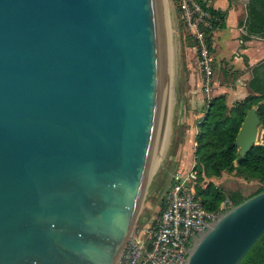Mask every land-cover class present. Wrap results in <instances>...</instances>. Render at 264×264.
Segmentation results:
<instances>
[{"label": "water", "instance_id": "obj_1", "mask_svg": "<svg viewBox=\"0 0 264 264\" xmlns=\"http://www.w3.org/2000/svg\"><path fill=\"white\" fill-rule=\"evenodd\" d=\"M175 43L172 0H0V264H118L169 139ZM261 126L253 107L240 157ZM263 235L264 191L183 264H240Z\"/></svg>", "mask_w": 264, "mask_h": 264}, {"label": "trees", "instance_id": "obj_2", "mask_svg": "<svg viewBox=\"0 0 264 264\" xmlns=\"http://www.w3.org/2000/svg\"><path fill=\"white\" fill-rule=\"evenodd\" d=\"M177 1L181 14L180 3L179 0ZM200 2L203 6L206 5L204 1ZM241 25L244 31H248L247 35H243L244 40L264 39V0H250L247 6V19ZM211 32L212 30H207L209 48L212 52ZM251 74L252 78L248 82L251 95L236 102L232 107L228 106L225 95L214 97L198 125L199 134L195 139L194 154L195 170L198 173L196 198L208 212L219 213L223 203L230 202L231 206L239 205L247 198L240 191L225 190L211 181L222 177L225 173L262 183L263 186L251 196L264 191V133L263 145L255 146L243 158L240 157L239 148L235 143L247 112L256 105L259 106L258 114L264 129V62L252 68ZM165 207L166 203L159 218ZM240 264H264V235Z\"/></svg>", "mask_w": 264, "mask_h": 264}, {"label": "rangeland", "instance_id": "obj_3", "mask_svg": "<svg viewBox=\"0 0 264 264\" xmlns=\"http://www.w3.org/2000/svg\"><path fill=\"white\" fill-rule=\"evenodd\" d=\"M172 4L176 22L177 72L174 94L176 105L161 164L157 171L148 178L147 191L135 216L132 230L140 223L141 225L152 224L159 218V214L166 203L173 174L191 167V154L193 150L195 154V139L199 132L195 135V130L191 131L192 128L188 125V120L190 117H194L193 126L196 127L199 120L197 117L200 114L205 115L209 102L214 98L213 84L209 88L210 91H207L203 69L200 65V46L182 20V12L180 14L178 10V1L172 0ZM213 51L212 55L214 56ZM247 71V69L241 70L235 66H229L228 63L220 67L214 60V84L226 86L229 92L236 91L238 88H245L248 86V80L245 78ZM247 97H244L243 100ZM235 103L231 105L229 103L228 106L232 107ZM258 107V105L255 106L257 109ZM263 133L264 129L261 126L259 128L260 143H262ZM226 176L228 178L224 181L226 187L237 189L248 196L263 186L256 180H246L230 174Z\"/></svg>", "mask_w": 264, "mask_h": 264}, {"label": "built area", "instance_id": "obj_4", "mask_svg": "<svg viewBox=\"0 0 264 264\" xmlns=\"http://www.w3.org/2000/svg\"><path fill=\"white\" fill-rule=\"evenodd\" d=\"M182 20L200 46V65L207 91L213 84L214 58L207 30L220 19L200 0H179ZM198 173L195 168L173 174L160 218L132 230L118 264H183L193 235L205 230L218 214L231 206L225 202L219 213L206 211L196 198Z\"/></svg>", "mask_w": 264, "mask_h": 264}, {"label": "crops", "instance_id": "obj_5", "mask_svg": "<svg viewBox=\"0 0 264 264\" xmlns=\"http://www.w3.org/2000/svg\"><path fill=\"white\" fill-rule=\"evenodd\" d=\"M201 1V0H200ZM213 13L220 19V22L215 25L211 32L212 46L214 53V60L221 67L226 63L229 66H235L237 69H247L245 78L249 80L252 78L251 70L255 66L264 62V39L252 38L250 40H244L243 35H247L244 31L242 22L247 19V0H202ZM223 26V27H221ZM214 97L226 95L227 104L230 105L243 100L244 97L252 94L249 86L245 88H238L236 91L229 92L228 89L223 86L214 84L213 79ZM203 114H200L197 119L203 118ZM196 123L194 127V117H190L188 125L195 130V135L199 132V123ZM192 165L189 169L196 166L194 150L192 152ZM227 174H223L222 177L212 179L217 186H220L228 191H238L226 187L224 181L227 180ZM244 196L248 197L245 193ZM252 195V194H251ZM249 195V196H251Z\"/></svg>", "mask_w": 264, "mask_h": 264}]
</instances>
